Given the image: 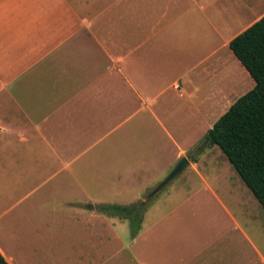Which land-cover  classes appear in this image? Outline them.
Instances as JSON below:
<instances>
[{
    "label": "crops",
    "instance_id": "0c3cea01",
    "mask_svg": "<svg viewBox=\"0 0 264 264\" xmlns=\"http://www.w3.org/2000/svg\"><path fill=\"white\" fill-rule=\"evenodd\" d=\"M228 2L0 0V254L8 264L53 258L54 238L83 245L63 264H193L197 255L170 258L157 246L156 223L126 234L123 221L101 212L108 203L91 198L100 185L88 191L86 180L134 116L182 107L205 125L203 116L254 88L229 43L264 16V0L240 14ZM168 137L177 148L168 170L182 158L194 166ZM143 185L144 194L153 181Z\"/></svg>",
    "mask_w": 264,
    "mask_h": 264
},
{
    "label": "rangeland",
    "instance_id": "374dc122",
    "mask_svg": "<svg viewBox=\"0 0 264 264\" xmlns=\"http://www.w3.org/2000/svg\"><path fill=\"white\" fill-rule=\"evenodd\" d=\"M255 2L229 0L226 7L230 13L236 9L240 14ZM184 110L172 108L168 114L157 112L154 116L141 113L127 126L118 129L114 138L119 146L110 150L102 148L103 162L96 165L102 170L96 167L97 170L92 172L94 178L86 180L88 191L95 184L100 185L91 198L108 203L105 205L141 203L146 229L156 223L149 232L153 234L159 230L163 233L156 243L170 258L173 253L180 259L194 254L197 257L193 264H262L256 249L264 257V210L222 151L203 141L211 125L227 110L222 108L213 116H203L208 122L204 125L198 121V126H194L193 116H188ZM169 135L181 143L194 166H186L166 186L147 198L180 161L168 170L177 150ZM195 135L197 142L193 144ZM107 157L119 162L105 163ZM103 164L108 166L102 168ZM144 179L153 181L147 194L141 190L146 189ZM118 219L123 221L119 225L121 230L129 234V222ZM234 222L239 224L238 227ZM83 249L81 243L59 244L54 238L48 242V251L53 258L43 252L39 261L40 264H63L69 255Z\"/></svg>",
    "mask_w": 264,
    "mask_h": 264
},
{
    "label": "trees",
    "instance_id": "16d2710c",
    "mask_svg": "<svg viewBox=\"0 0 264 264\" xmlns=\"http://www.w3.org/2000/svg\"><path fill=\"white\" fill-rule=\"evenodd\" d=\"M229 49L255 82L239 97L204 136L217 146L264 210V16L232 39ZM141 203L103 205L107 216L127 220L135 236L142 222ZM0 264H8L0 254Z\"/></svg>",
    "mask_w": 264,
    "mask_h": 264
},
{
    "label": "water",
    "instance_id": "95a60500",
    "mask_svg": "<svg viewBox=\"0 0 264 264\" xmlns=\"http://www.w3.org/2000/svg\"><path fill=\"white\" fill-rule=\"evenodd\" d=\"M188 165V162L185 158H182L177 165L174 167V169L170 172V174L163 180V182L156 187L151 194L147 198L152 197L155 195L160 189H162L164 186H166L175 176H177L179 173L182 172V170Z\"/></svg>",
    "mask_w": 264,
    "mask_h": 264
},
{
    "label": "bare ground",
    "instance_id": "6f19581e",
    "mask_svg": "<svg viewBox=\"0 0 264 264\" xmlns=\"http://www.w3.org/2000/svg\"><path fill=\"white\" fill-rule=\"evenodd\" d=\"M230 72V71H229Z\"/></svg>",
    "mask_w": 264,
    "mask_h": 264
}]
</instances>
